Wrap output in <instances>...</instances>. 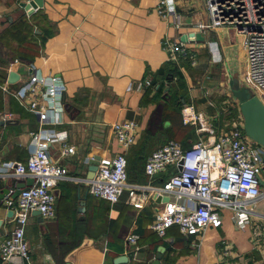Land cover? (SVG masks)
I'll return each instance as SVG.
<instances>
[{"label": "crops", "instance_id": "1", "mask_svg": "<svg viewBox=\"0 0 264 264\" xmlns=\"http://www.w3.org/2000/svg\"><path fill=\"white\" fill-rule=\"evenodd\" d=\"M20 3L0 0V39L5 42L0 49V119H13L0 125V162H25L33 149L30 133L38 129L36 117L1 87L22 85L28 79L29 63L41 74L61 77L64 123L54 128L64 131L67 144L74 147L73 153L64 154L60 141L48 144L52 158L65 168L68 177L54 188V218L44 219L36 211L28 215L25 238L32 259L46 264H115V258L126 256L124 264H151L157 248L164 246L159 264H264V232L255 230V223L259 227L264 224L261 219L252 218L254 221L239 228L232 220V210L224 208L218 227L210 225L190 235L172 226L159 236L151 228L161 207L159 201L152 199L138 210L126 202V189L118 201L109 202L88 188L89 154L110 158L122 151L113 123H137L136 141L127 153L132 156L138 150L141 133L161 100H153L158 85L148 90L130 85L168 66L164 40H181L184 34L199 31L197 23L208 20L204 0H175L182 21L179 28L173 26L171 16L160 12V0H43L42 7L32 13ZM22 19L31 24L30 32L9 34ZM202 34L203 41H186L195 50L197 63L185 68L183 58L176 61L184 80L175 88L185 94L182 101L192 104L198 113L231 124L241 119L228 83L245 71L243 36L231 27ZM7 44L15 50L33 46L36 51L29 60L19 56L7 59ZM242 60L243 69L238 71ZM210 62L220 66L225 82L221 91L203 87L204 70ZM10 73L15 75L14 81H10ZM168 80L164 79L163 96L174 84ZM179 124L185 132L190 128L181 115L166 126L173 125L176 130ZM182 136L180 132L177 140ZM194 137L197 140L196 132ZM186 141L191 142L192 136ZM165 142L149 147L144 159ZM172 170L153 178L132 171L127 182L159 186ZM33 181L31 175L0 173V189H8L0 200V242L14 227L13 209L6 207L5 199ZM81 206L83 211H79ZM255 210L264 214V198L257 201ZM130 232L139 235L136 246L126 241ZM222 241L227 242L228 253Z\"/></svg>", "mask_w": 264, "mask_h": 264}, {"label": "built area", "instance_id": "2", "mask_svg": "<svg viewBox=\"0 0 264 264\" xmlns=\"http://www.w3.org/2000/svg\"><path fill=\"white\" fill-rule=\"evenodd\" d=\"M17 1L29 3L31 0ZM204 2L208 20L197 23V29L202 33L231 27L243 36L246 52L243 83L264 104V0ZM160 12L172 17L175 28L181 26L175 0H160ZM164 48L172 61L188 57L191 65L197 63V54L187 42L166 39ZM28 68V79L22 85L15 89L1 86L34 114L38 129L30 133L33 149L25 162H0V173L34 178L33 183L21 188L17 195L9 194L5 199L6 207L13 209L14 227L0 242V264H46L31 257L25 238L26 223L31 211H39L47 220L55 217L54 188L68 177L65 168L52 158L48 144L60 141L64 154L74 152V147L65 140V132L54 128L64 123L62 94L65 86L61 77L41 74L32 63ZM151 79L148 74L130 88L144 89L151 85ZM181 116L195 129L198 138L188 148L180 141L169 140L148 154L144 172L149 178L170 166L173 169L161 185L127 182L125 153L136 141L138 125L133 120H124L112 125L122 151L110 158H100L95 176L87 182L89 191L96 197L116 202L126 189V202L138 210L154 199L153 195L167 196L166 201H159L163 205L155 212L151 225L159 236H164L172 226L190 235L210 225L218 227L222 223L218 207L232 210V220L239 228L254 221L252 218L264 221V214L255 210L257 201L264 198V146L245 134L241 114L239 121L231 124L225 121V128L215 126L190 103H184ZM255 225L256 232L259 228L264 232V224ZM138 238L137 233L126 235V241L134 246ZM222 244L224 252L228 253L227 242L222 241Z\"/></svg>", "mask_w": 264, "mask_h": 264}, {"label": "trees", "instance_id": "3", "mask_svg": "<svg viewBox=\"0 0 264 264\" xmlns=\"http://www.w3.org/2000/svg\"><path fill=\"white\" fill-rule=\"evenodd\" d=\"M30 29H31V24L26 19H22L20 20L17 26L13 27V29L9 31V34L17 35L18 33H22V34L26 32L29 33ZM4 46H5V42L1 38L0 49ZM6 46L7 47L4 50V56L7 59H12L16 56H19L24 60H29L36 51V49H34L33 46L32 47L24 46V48L20 50H15L14 48L9 47L8 44ZM182 58L184 60L181 61V64L185 65V68L191 65L188 57L186 58L181 57L180 59ZM168 62H169L168 66L166 68L164 67L158 70L156 73L153 74L151 73V77H152L151 85L145 87L147 88L146 90H148L158 85L157 88L155 89L153 100L160 99L161 102H157L156 107L154 108V110L152 111L149 117L146 128L141 133L138 142V150L132 156L128 155L127 153L128 150L125 153L127 159V166H126V170L128 171L127 176L128 175L131 176L132 173L136 171L138 175H140L142 171L144 172V163L146 157L148 156L147 155L144 159L145 151L149 147L155 145L157 142L163 140L168 141L169 138H174L179 140L178 135L180 132L183 133V136L180 138V141L182 142L184 148L190 147L191 144L196 140L194 137L195 129L192 126H189L190 128L187 129L186 132L183 131L184 127L180 128V124L178 125L176 130L174 129L173 125L169 127L166 126V123L168 124L170 121L174 122L179 118L178 116L181 115V108L184 105V101L182 100L185 98L184 97L185 94L183 92L178 93L177 89L175 88V84H183V80H184L182 72L180 70V64L170 59ZM168 77H169L168 81H173L174 84L170 86L169 90L163 96L162 93H164L163 90L164 79ZM189 136L190 137L192 136L191 142L186 141V137ZM129 170L131 171L129 172ZM77 244L78 243H75V245Z\"/></svg>", "mask_w": 264, "mask_h": 264}, {"label": "water", "instance_id": "4", "mask_svg": "<svg viewBox=\"0 0 264 264\" xmlns=\"http://www.w3.org/2000/svg\"><path fill=\"white\" fill-rule=\"evenodd\" d=\"M43 0H31L29 3H20V6L24 8L28 13H32L37 8L42 7ZM189 40H199L203 41L204 36L200 31H191L184 34L181 37V41ZM10 81H14L15 75L10 73ZM229 88L232 95L238 101L239 111L243 120V129L245 134L256 141L257 143L264 146V104L259 100L258 97L253 95L248 87L245 85L239 84V81L236 78H231L229 80ZM13 119H0V125L4 123H10ZM264 159V156H263ZM100 162V155L90 153L87 158V178L92 179L97 171L98 165ZM182 159L178 162V168H181ZM263 184V181H261ZM8 189H0V200L5 197ZM155 201H166L167 196L160 197L158 195H153ZM84 207H79V211H83ZM39 213V211H36ZM164 251V246H159L155 254V258L152 260L151 264H159ZM126 256H118L114 259L115 264H124L127 262Z\"/></svg>", "mask_w": 264, "mask_h": 264}, {"label": "rangeland", "instance_id": "5", "mask_svg": "<svg viewBox=\"0 0 264 264\" xmlns=\"http://www.w3.org/2000/svg\"><path fill=\"white\" fill-rule=\"evenodd\" d=\"M237 42H238V38H237ZM245 64H246V62H245ZM243 66H244V61L242 60L240 62L238 71H241L243 69ZM187 70H189V69H187ZM204 73H205V75L203 76L204 77V82L202 83L203 87L210 88V90L221 91L222 88L225 86V82L223 81V77H222L223 75L221 74L220 66H218V64L210 62L209 63V67L205 68ZM206 74H207V76H206ZM241 74L242 73L240 72L239 75H241ZM239 75H237V76H235L233 78H236L239 81V84L244 85V83H243V74L241 75V77ZM220 83H221V85H220ZM228 85H229V83H228ZM249 89L254 95V92L252 91V89L251 88H249ZM229 96L236 100V98L232 95L231 91H229ZM237 103H238V101H237ZM179 118H180V116H179ZM207 118L215 126H221L222 128H225V125H226L225 120L224 121L218 120V118H215V119L212 120V118H209V117H207ZM242 127H243V123H242ZM169 140H177V139L169 138ZM166 142H167V140H166ZM162 144H164V143H162ZM168 169H172V167L170 166ZM262 188H263V186H262ZM159 205L162 206L163 204L159 203ZM223 209H224L223 207H218L217 208V212L219 213L220 216H221V212L223 211Z\"/></svg>", "mask_w": 264, "mask_h": 264}]
</instances>
